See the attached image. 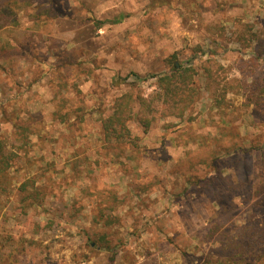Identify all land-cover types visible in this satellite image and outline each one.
Masks as SVG:
<instances>
[{
	"label": "rangeland",
	"instance_id": "374dc122",
	"mask_svg": "<svg viewBox=\"0 0 264 264\" xmlns=\"http://www.w3.org/2000/svg\"><path fill=\"white\" fill-rule=\"evenodd\" d=\"M0 4L3 264H264V0Z\"/></svg>",
	"mask_w": 264,
	"mask_h": 264
},
{
	"label": "trees",
	"instance_id": "16d2710c",
	"mask_svg": "<svg viewBox=\"0 0 264 264\" xmlns=\"http://www.w3.org/2000/svg\"><path fill=\"white\" fill-rule=\"evenodd\" d=\"M9 14H10V9H8L7 7H4L3 4H0V19L3 20V23H6L8 25L13 23ZM1 23L2 22L0 21V27H2ZM183 76L184 74L182 73V70L180 69V67L177 64H174L172 65V72L170 73V76L166 77L164 80L169 81L171 80L170 79L171 77L178 80L179 78H182ZM165 85H167V83ZM151 101L152 99H150V101L148 99H140L139 104H137L138 109L136 112H134L133 111L134 106L132 104V100L130 97L123 96V97L118 98L115 101L112 113L102 121V139H104L106 143H109L112 145H122L128 140L133 141V140H130L129 131H128L126 123L133 116L138 120V122L142 126L147 127L149 124L148 113L152 110V109H148ZM0 160H2V164H3V167L0 170L1 171L0 172V184H1L2 180H5L6 178L5 174L8 172L7 171L8 163L7 161H4L6 160L4 158H1ZM4 194L5 193H2L0 189V198ZM28 212H30L29 209H28ZM0 213H1V210H0ZM1 238L2 237L0 236V239ZM0 264H3L2 261H0Z\"/></svg>",
	"mask_w": 264,
	"mask_h": 264
}]
</instances>
